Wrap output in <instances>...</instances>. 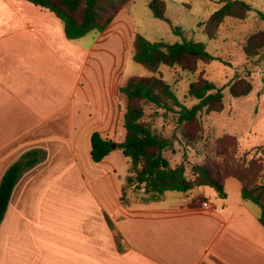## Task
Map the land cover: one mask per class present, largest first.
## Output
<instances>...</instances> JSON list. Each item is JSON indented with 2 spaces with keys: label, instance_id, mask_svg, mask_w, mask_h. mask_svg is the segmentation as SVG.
Wrapping results in <instances>:
<instances>
[{
  "label": "crops",
  "instance_id": "1",
  "mask_svg": "<svg viewBox=\"0 0 264 264\" xmlns=\"http://www.w3.org/2000/svg\"><path fill=\"white\" fill-rule=\"evenodd\" d=\"M129 7L104 31L69 40L50 10L0 0V182L25 152L41 153L13 190L0 264H264L261 210L241 189L232 200L204 186L121 201ZM95 132L116 144L100 162L91 155Z\"/></svg>",
  "mask_w": 264,
  "mask_h": 264
},
{
  "label": "trees",
  "instance_id": "2",
  "mask_svg": "<svg viewBox=\"0 0 264 264\" xmlns=\"http://www.w3.org/2000/svg\"><path fill=\"white\" fill-rule=\"evenodd\" d=\"M53 12L63 23L65 35L69 40L86 36L91 31H104L123 7L131 0H26ZM149 7L153 15L168 20L163 0H152ZM253 6L245 0H227L206 22V33L214 38L217 29L226 17L245 18ZM264 19V13L259 12ZM173 30L183 36L179 27ZM134 60L150 71L161 65H186V62L200 60L211 62L218 59L209 52L203 42L187 39L169 43L151 41L142 34H136L133 42ZM244 52L248 57L261 54L264 49V32L253 33L245 44ZM234 97L249 95L253 84L245 78H238L229 84ZM224 87L203 79L190 84L188 97L196 100L188 107L181 103L172 85L157 76H132L121 87L125 99L124 127L125 140L117 144L129 159V175L122 187L121 201L130 205L132 199L141 203L162 200L170 191L188 192L194 188L208 186L220 196L226 197L225 180L229 175L206 164L193 165L194 178L187 174L184 163L172 165L165 152L174 147L173 140L145 120L144 104H154L168 113L174 114L175 127L189 137L186 127L197 120L203 112H219L224 108ZM113 141L95 132L91 137V155L100 162L113 151ZM41 157L39 150L25 152L5 172L0 182V226L5 217L13 190L21 175L34 166ZM241 182V193L245 200L256 204L260 210V221L264 225V183H251L244 170L235 175ZM254 176H252L253 178ZM143 188L144 196L137 198L135 193ZM137 198V199H136ZM120 245L119 236L116 237Z\"/></svg>",
  "mask_w": 264,
  "mask_h": 264
},
{
  "label": "rangeland",
  "instance_id": "3",
  "mask_svg": "<svg viewBox=\"0 0 264 264\" xmlns=\"http://www.w3.org/2000/svg\"><path fill=\"white\" fill-rule=\"evenodd\" d=\"M151 1L131 0L126 4L130 5L136 21L135 36L140 33L151 41L169 43L181 41L184 36L203 42L218 59L211 62L191 59L186 65H161L156 71L131 59L124 78L162 77L188 107L196 103L188 97L192 82L207 79L224 87V108L219 112L201 113L186 127L188 138L175 127L174 114L154 104H144V110L145 120L172 138L174 147L165 152L171 164L184 163L190 178H194L195 164H206L229 175L225 192L232 200L240 196L241 182L233 176L239 170L250 176L251 183H264V49L260 55L248 57L243 48L251 34L264 32V19L259 15V12L264 13V0H245L253 10L243 19L226 17L214 30V38L206 33V22L227 0H163L168 20L153 15L149 7ZM174 27H179L183 36L176 33ZM131 48L134 55V46ZM238 78L253 84L249 95L234 97L231 94L229 84ZM123 103L125 107L124 98ZM135 194L142 198L143 188ZM249 204L260 211L253 202Z\"/></svg>",
  "mask_w": 264,
  "mask_h": 264
},
{
  "label": "built area",
  "instance_id": "4",
  "mask_svg": "<svg viewBox=\"0 0 264 264\" xmlns=\"http://www.w3.org/2000/svg\"><path fill=\"white\" fill-rule=\"evenodd\" d=\"M203 205L206 206V207H209L210 203L209 202H204Z\"/></svg>",
  "mask_w": 264,
  "mask_h": 264
},
{
  "label": "water",
  "instance_id": "5",
  "mask_svg": "<svg viewBox=\"0 0 264 264\" xmlns=\"http://www.w3.org/2000/svg\"><path fill=\"white\" fill-rule=\"evenodd\" d=\"M113 147H116V144L115 143H113Z\"/></svg>",
  "mask_w": 264,
  "mask_h": 264
}]
</instances>
